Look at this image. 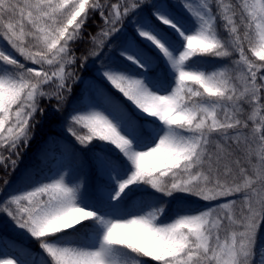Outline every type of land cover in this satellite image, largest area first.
Returning <instances> with one entry per match:
<instances>
[{"label":"snow or ice","instance_id":"snow-or-ice-1","mask_svg":"<svg viewBox=\"0 0 264 264\" xmlns=\"http://www.w3.org/2000/svg\"><path fill=\"white\" fill-rule=\"evenodd\" d=\"M0 224V264H264V0H0Z\"/></svg>","mask_w":264,"mask_h":264},{"label":"trees","instance_id":"trees-1","mask_svg":"<svg viewBox=\"0 0 264 264\" xmlns=\"http://www.w3.org/2000/svg\"><path fill=\"white\" fill-rule=\"evenodd\" d=\"M113 2H115V0H113ZM186 12V11H185ZM178 14H180V16H182L183 18L185 19H188L189 16L187 15V12L184 13V12H179ZM94 30V29H93ZM81 47H84L83 45ZM79 54V53H78ZM76 70L79 71V67H78V63L76 65ZM82 75H84L86 78L88 76L91 75L90 72L88 71H85V72H82L81 73ZM106 87H110L109 85H105ZM85 85L84 84H77L75 85V93L77 95H79L80 93V90L82 88H84ZM111 90V89H110ZM115 94V93H114ZM52 104H55V100L52 101ZM45 105L49 108V110L51 109V104H48L47 101H45ZM45 105H42V106H45ZM52 123H55V121L53 120ZM48 134H52V135H63L62 133H57L56 130L54 128H52L49 124H46L43 131L41 132V134L38 136L37 138V141L34 142V146L32 149L29 150V152L24 156L23 158V162L21 164V168H24L30 164H32L34 161H33V152L35 150V144L40 142L41 140H43ZM67 139H69L72 143H75L74 139L71 138V137H66ZM60 158V154H59V149H57L55 152H53L50 156H49V160H48V163L49 165L55 169V167L57 166L58 164V159ZM203 202H198L196 204L193 205V207H198L200 205H202ZM1 228V227H0ZM6 232V231H5ZM7 233V232H6ZM8 234V233H7ZM9 236L13 237V238H16L15 236H12L10 234H8ZM28 245L33 248L34 250L37 249V245H36V242L34 240L32 241H28L27 242ZM4 246L2 244H0V248H3Z\"/></svg>","mask_w":264,"mask_h":264},{"label":"rangeland","instance_id":"rangeland-1","mask_svg":"<svg viewBox=\"0 0 264 264\" xmlns=\"http://www.w3.org/2000/svg\"><path fill=\"white\" fill-rule=\"evenodd\" d=\"M189 2L192 4V7L193 8H195V7H197V5L199 4V0H189ZM177 12L179 13V12H184V13H186L185 12V10L183 9V8H177ZM180 15V14H179ZM187 15H188V13H187ZM60 162V158L58 159V163ZM199 207V206H198ZM197 207V208H198ZM0 227L1 228H3V230L4 231H6L8 234H10V235H12V236H15V237H17L18 236V234L16 233V232H14V231H12L11 229H9V227H8V225L7 224H0ZM21 240H25L26 238H24V237H19ZM28 242V241H27ZM0 258H2V257H0Z\"/></svg>","mask_w":264,"mask_h":264}]
</instances>
